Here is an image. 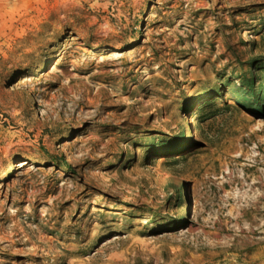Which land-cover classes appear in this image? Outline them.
I'll return each instance as SVG.
<instances>
[{"label":"rangeland","instance_id":"374dc122","mask_svg":"<svg viewBox=\"0 0 264 264\" xmlns=\"http://www.w3.org/2000/svg\"><path fill=\"white\" fill-rule=\"evenodd\" d=\"M247 77L264 0H0V264H264Z\"/></svg>","mask_w":264,"mask_h":264},{"label":"trees","instance_id":"16d2710c","mask_svg":"<svg viewBox=\"0 0 264 264\" xmlns=\"http://www.w3.org/2000/svg\"><path fill=\"white\" fill-rule=\"evenodd\" d=\"M259 62L260 61H254V62H252V64L251 65H254L255 66V69L256 68H258V66H259ZM254 75H252V77H253ZM252 77H247V78H244V81L246 82V90H248L249 89V85H252L253 84V79H252ZM261 88H253V89H249V91H245L246 92V94H247V96H251L250 97V99H253V100H263V98H264V96L263 95H261V94H258L257 96H256V94L259 92V90H260Z\"/></svg>","mask_w":264,"mask_h":264},{"label":"bare ground","instance_id":"6f19581e","mask_svg":"<svg viewBox=\"0 0 264 264\" xmlns=\"http://www.w3.org/2000/svg\"><path fill=\"white\" fill-rule=\"evenodd\" d=\"M15 165H17V166H19V167H23V166H26L27 163H24L23 160H20V161H19L17 164H15ZM153 168L158 170V176L160 177V181H161L162 183H164L165 185H170L171 181H170L169 178H167V176H166V174L163 172V170H162L159 166H157V165H155V164L153 165ZM129 193H130V191H129ZM189 207H190L191 209L194 208V201H193V199L191 200Z\"/></svg>","mask_w":264,"mask_h":264}]
</instances>
